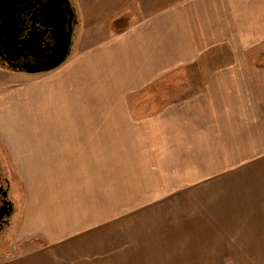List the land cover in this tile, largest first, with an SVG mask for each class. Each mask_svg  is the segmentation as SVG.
<instances>
[{"label":"crops","instance_id":"obj_1","mask_svg":"<svg viewBox=\"0 0 264 264\" xmlns=\"http://www.w3.org/2000/svg\"><path fill=\"white\" fill-rule=\"evenodd\" d=\"M72 2L68 60L40 74L5 69L29 82L23 110L4 106L13 120L0 121L31 177L28 249L0 264H211L225 247L233 262L264 264V0ZM127 165L144 202L135 224H114V167ZM178 183L217 191L151 205L176 199ZM82 199L83 215L70 203ZM177 210L182 219L157 223Z\"/></svg>","mask_w":264,"mask_h":264},{"label":"rangeland","instance_id":"obj_2","mask_svg":"<svg viewBox=\"0 0 264 264\" xmlns=\"http://www.w3.org/2000/svg\"><path fill=\"white\" fill-rule=\"evenodd\" d=\"M77 42V40H76ZM5 69L0 67V117L2 116L5 118L8 122L13 120V114L10 111H4L1 110L4 106L8 107H13L15 104L16 108L18 110L21 108L23 110L24 106V93L26 87L29 85V82L26 80H14V78L6 72ZM176 88L182 89L180 92L177 93H183L185 91V81H176ZM256 85H259L258 80H256ZM194 91V90H193ZM192 93V92H191ZM190 94V93H189ZM184 95H188V93H185ZM180 95V96H184ZM148 97H152L149 95ZM145 97V98H148ZM13 101V104H12ZM152 99H144L142 107L144 110V114H149V112L153 109L155 104L152 103ZM12 104V105H11ZM137 109V108H136ZM17 110L13 111L16 112ZM134 114H135V109H134ZM16 115V114H15ZM50 127H54L53 125H45L44 128L49 129ZM23 130L20 131L23 133ZM15 132L11 130H5L3 123L0 121V144L6 151L8 163L10 166V170L15 182L14 188H15V196L17 200V208H18V213L16 216V222L15 226L13 229L10 231L9 235L4 238L3 241L0 243V257H4L6 255H11V254H20L24 252V250L28 249V243H25L23 241H19V234L21 232L22 228V214L25 208L27 207V204L25 206L24 203H27V195H28V186L25 182L26 177L30 178L31 176L27 174V169H26V163L25 159H23L22 153H15L14 148L16 147L17 149H23L24 146H22L17 139V136L13 134ZM20 138L23 141V135H19ZM54 137L58 143H60V137L58 136H53L51 139L54 140ZM60 138V139H59ZM119 164H123L125 162L123 161H118ZM138 169L136 167H131L128 166L125 167H114V182L110 186V189L113 193L114 199H113V222L115 223H120L123 222L124 220H128L129 224H135L136 223V210L138 209V206L140 204H143L144 201H140L138 199L139 191H140V185L137 183L138 178L136 176H132V172H136ZM134 175V174H133ZM176 199H170L164 200V201H149L152 204H157L158 206H167V207H174V209H179V206H183L185 200L186 193L190 190L191 192L197 187L198 189H203V191H217L216 185H208V184H196L193 185L191 188V184H176ZM212 186V187H211ZM236 185H229V188L231 190H236ZM253 186V185H251ZM262 184H260L258 187H261ZM250 187V185L248 186ZM83 187L81 188V192L83 194ZM263 193V192H262ZM87 199H82L80 201V205L74 201L71 200L70 203L75 207V208H80L81 209V215L85 213V209L88 208L89 206L85 204ZM99 200H97V206L99 204ZM211 200H209V203ZM149 205V206H151ZM102 206V203L100 202V207ZM90 207L93 208L94 204L93 201H91ZM99 207V208H100ZM89 208V211L92 212L93 209ZM98 208V209H99ZM184 216L180 215V211L177 210V213L170 216L168 219L165 221H161L162 218L157 222L159 225L162 224H170V221L172 219L175 220H180ZM116 232H114L115 234ZM22 234V232H21ZM135 233H130L129 239L125 240L126 242L135 240ZM119 239V238H118ZM115 240V239H114ZM226 242V241H225ZM227 243V242H226ZM114 245H116V242L114 241ZM224 246H227L224 244ZM219 251H222L221 249ZM224 258L219 259L218 262L216 263H211V264H238L237 261H232V252H230V249L228 247H225L224 250ZM254 264V263H252Z\"/></svg>","mask_w":264,"mask_h":264},{"label":"water","instance_id":"obj_3","mask_svg":"<svg viewBox=\"0 0 264 264\" xmlns=\"http://www.w3.org/2000/svg\"><path fill=\"white\" fill-rule=\"evenodd\" d=\"M78 19L72 0H0V67L52 71L74 49Z\"/></svg>","mask_w":264,"mask_h":264},{"label":"flooded vegetation","instance_id":"obj_4","mask_svg":"<svg viewBox=\"0 0 264 264\" xmlns=\"http://www.w3.org/2000/svg\"><path fill=\"white\" fill-rule=\"evenodd\" d=\"M14 185L6 151L0 144V243L16 222L18 208Z\"/></svg>","mask_w":264,"mask_h":264},{"label":"trees","instance_id":"obj_5","mask_svg":"<svg viewBox=\"0 0 264 264\" xmlns=\"http://www.w3.org/2000/svg\"><path fill=\"white\" fill-rule=\"evenodd\" d=\"M78 23H79V21H78ZM78 25V24H77Z\"/></svg>","mask_w":264,"mask_h":264}]
</instances>
